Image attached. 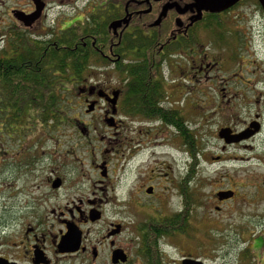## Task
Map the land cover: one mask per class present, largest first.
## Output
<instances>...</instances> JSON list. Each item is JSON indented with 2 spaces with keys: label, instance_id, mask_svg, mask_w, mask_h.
Wrapping results in <instances>:
<instances>
[{
  "label": "flooded vegetation",
  "instance_id": "flooded-vegetation-1",
  "mask_svg": "<svg viewBox=\"0 0 264 264\" xmlns=\"http://www.w3.org/2000/svg\"><path fill=\"white\" fill-rule=\"evenodd\" d=\"M199 1L26 0L7 8L11 24L0 28V66L13 73L0 77V264H143L152 254L162 264L201 261L185 248L207 216L196 212L233 209L238 191L230 174V187L214 194L205 191L206 179L197 180V172L194 178L197 130L186 83L193 85V75L212 83L216 71L229 70L221 56L193 55L200 43L214 47L209 38H219L222 48L223 39L239 43L244 35L264 33V6L238 0L211 12L199 11ZM240 64L247 65L243 58ZM214 92L202 93V107L195 104L203 111L199 126L218 130L221 151L210 159L231 163L228 148L253 139L262 126L256 116L235 128L232 109L220 104L227 94ZM64 99L66 107L58 104ZM67 112L88 119L66 120ZM63 125L71 131L64 144L65 133L52 135ZM255 128L245 141L227 142ZM96 140L107 146L99 163L92 161L93 149L88 152L93 168L102 169L98 183L108 180L110 157L121 166V195L110 212L95 191L69 195L79 192L80 150ZM64 145L70 147L61 153ZM69 229L79 231V245L60 252ZM176 251L180 259L173 263Z\"/></svg>",
  "mask_w": 264,
  "mask_h": 264
},
{
  "label": "rangeland",
  "instance_id": "rangeland-1",
  "mask_svg": "<svg viewBox=\"0 0 264 264\" xmlns=\"http://www.w3.org/2000/svg\"><path fill=\"white\" fill-rule=\"evenodd\" d=\"M26 0H0V28L7 27L11 24V18L6 13L8 7L17 8L18 4L25 3ZM17 6V7H16ZM227 28V27H226ZM227 37V36H226ZM222 39V37H220ZM219 38L208 39L214 40V47L211 46L202 47L198 46L196 52L198 55H193V60H199L201 52L207 53L209 56L217 57L221 56V59L225 61L229 70L223 72V68L220 71H216L218 74L217 80L213 77L212 83H205L197 78L200 77L193 75L192 83H186L188 90L193 93V128L196 135L197 150L195 158L198 160V167L193 171L194 178L197 180H207L205 191L214 194L220 189L230 187L229 176L231 175L237 185V205L234 204L232 209L231 204L225 206V209L221 213H216L212 210L198 209L196 212L200 216H206L196 223L192 233V242L186 243V251L191 253L195 258H199L206 264H260L263 261L258 259H264V247L257 252H254L253 247H259L260 244H264V212L261 211L264 207V195L259 198V195L264 191V33H254L250 35H244L237 43L234 38H230V41H221V46L216 47V43L220 42ZM202 38H200V42ZM1 48V43H0ZM256 57V58H255ZM247 64H240V61ZM235 62V64H232ZM196 68V64L194 65ZM248 70V72L241 70ZM165 71V70H164ZM197 70H193L192 73ZM214 75V74H213ZM212 75V76H213ZM216 87L223 89L227 94L225 98L221 99L220 104L223 108H230L234 114V120L232 125L239 129L243 126V123L248 122L256 118L261 123V131L253 139L242 142L239 145L229 147V153L227 155L233 157L231 163H218L212 161L210 158H215L216 152L221 151L222 142L218 141L214 134L217 130L215 126L205 127L201 129L199 126L201 115L203 111H198L197 108L202 107L203 92L215 94ZM203 93V94H202ZM235 94L237 96H235ZM230 96V97H228ZM230 98V101H228ZM68 99V98H67ZM66 100L58 101V104H65ZM215 102V101H214ZM62 109H65V108ZM77 113V112H76ZM74 115L77 117V114ZM63 116H67L66 120H72L74 115L71 112L62 113ZM199 116V117H198ZM75 119V118H74ZM88 118L81 117L84 122ZM217 119V117L215 118ZM218 131V130H217ZM63 144L67 141L68 135L71 134L69 128L66 125L61 126V132H55L52 134L63 135ZM215 138V139H214ZM83 139L78 136V141ZM245 141V140H242ZM75 142V140H74ZM54 141H48V149L52 151L54 148ZM70 146L64 145L60 150L67 151ZM107 146L98 140L92 141L89 148L80 150V160L83 165H77L80 169V179L77 188L78 191L73 190L71 192L70 199L78 197V194L88 193L95 191L97 197L102 200L107 211H111L113 205L120 199L122 188V175L120 161L115 157H110V170L109 177L105 184H99L101 181L100 173L102 169L95 170L90 161L89 149H93L95 159L92 161L99 163L101 151ZM206 150V153H204ZM92 156V157H93ZM86 157V158H85ZM204 158V159H203ZM64 157L60 158L61 162H67ZM195 166V165H194ZM66 169H69L66 166ZM197 172L198 176L195 175ZM230 174V175H229ZM66 176V175H65ZM70 178H76L71 175ZM99 187H103L105 191L101 194L98 190ZM228 192V191H227ZM67 193V192H66ZM64 194V192H62ZM221 194V193H219ZM69 200L68 194L62 197V200ZM203 211V213H201ZM201 227V228H200ZM204 231V238L201 234ZM184 242V241H181ZM199 245L200 247H197ZM171 249V247H169ZM184 248V249H185ZM173 251V250H171ZM261 254V255H259ZM180 256L175 252L171 262H179ZM260 262V263H259ZM134 263V262H132ZM68 264V263H63Z\"/></svg>",
  "mask_w": 264,
  "mask_h": 264
},
{
  "label": "water",
  "instance_id": "water-1",
  "mask_svg": "<svg viewBox=\"0 0 264 264\" xmlns=\"http://www.w3.org/2000/svg\"><path fill=\"white\" fill-rule=\"evenodd\" d=\"M238 0H200L199 4H198V9L199 11L201 9H205V10H210L211 12L214 11H221L231 5H233L234 3H236ZM260 2L262 3V5L264 6V0H260ZM169 6H165V8L162 10L161 14L159 15V18L157 20V23L159 22V20L161 18H163L166 15V10ZM185 11V10H183ZM177 22H179V20H177ZM258 129L255 128V130L252 133H247V132H242L236 136H232L231 138H228L227 142L228 143H237L240 142L242 140L248 139L251 135H253ZM222 131L225 130H221L219 135L220 137H222ZM223 197L227 198L229 196H231L228 193H222ZM80 242V234L79 231H75L74 229H69L68 233L64 235V237H62L60 244L58 246L59 251L60 252H64L67 251L68 245H72L73 248L70 251H75L79 245ZM114 257H117V259H120L118 255H114ZM122 262L126 261V258H122L121 259ZM182 264H202L200 261L197 260H191V259H186L182 262Z\"/></svg>",
  "mask_w": 264,
  "mask_h": 264
},
{
  "label": "trees",
  "instance_id": "trees-1",
  "mask_svg": "<svg viewBox=\"0 0 264 264\" xmlns=\"http://www.w3.org/2000/svg\"><path fill=\"white\" fill-rule=\"evenodd\" d=\"M135 46V45H134ZM73 70V69H72ZM73 71H76V70H73ZM12 71L10 70L9 67H6L5 69L2 68V66H0V77L1 76H10L12 75ZM54 101H51L50 100V105L53 103ZM198 151L197 150V147H196V144H195V139H194V143H193V158H194V161H195V152ZM263 247H264V244H262ZM159 259L154 256V254L150 255L148 258H145L144 259V263L143 264H162L161 262V258L160 256L158 255Z\"/></svg>",
  "mask_w": 264,
  "mask_h": 264
}]
</instances>
